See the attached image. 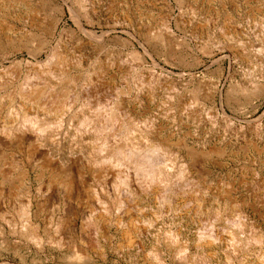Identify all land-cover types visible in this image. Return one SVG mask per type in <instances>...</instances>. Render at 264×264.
<instances>
[{
    "label": "rangeland",
    "instance_id": "1",
    "mask_svg": "<svg viewBox=\"0 0 264 264\" xmlns=\"http://www.w3.org/2000/svg\"><path fill=\"white\" fill-rule=\"evenodd\" d=\"M26 1L29 9L21 4L0 8V125L12 124L15 113L9 112L21 107L31 114L37 110L40 118L58 117L22 100L17 88L47 64L53 51H61L76 79L69 88H75L77 98L71 99L61 128L52 132L54 138L76 141L72 128L84 112V102L119 104L139 117L137 128L154 127L159 137L181 145L177 149L182 159L170 158L174 172L187 159L184 145L195 148L199 155L193 195L202 199L195 203L203 214L190 211L193 204L187 205V197L178 195L175 202L138 197V211L113 210L106 215L90 197L68 194L56 171L41 167L40 159H34L32 169L23 163L19 149L3 148L0 264H180L167 248L173 234L197 260L264 264V241L249 239L248 245L237 246L231 238L237 226L225 223L230 218L247 223L246 238L264 233V0H84L83 11L76 15L69 10L77 8L73 0ZM60 6L65 11L61 15ZM78 21L90 33L80 31ZM151 33L163 35L164 42L152 39ZM19 39L23 42H16ZM143 55L144 61L138 59ZM13 72L17 73L14 80ZM141 77L146 84L139 88L134 84ZM231 85L247 90L226 105L230 119L224 121L221 96ZM170 96L183 104L170 109ZM13 180L21 187L14 193ZM111 185L107 188L114 197ZM28 196L36 212L31 228H38L41 244L25 238L21 224L15 231L8 224L12 209L16 206L18 211ZM220 208L226 210L225 219L214 223L212 213ZM13 216L19 221V215ZM60 221L66 226L59 228ZM207 223L222 233L221 243L203 240L200 233L209 227Z\"/></svg>",
    "mask_w": 264,
    "mask_h": 264
},
{
    "label": "bare ground",
    "instance_id": "2",
    "mask_svg": "<svg viewBox=\"0 0 264 264\" xmlns=\"http://www.w3.org/2000/svg\"><path fill=\"white\" fill-rule=\"evenodd\" d=\"M73 3L77 5V8L74 11L70 7L69 10L71 11V14L76 15L77 11H83L84 0H73ZM16 4H21L22 6H25L29 9V4L27 3L26 0H0L1 9L3 8L5 9L6 6H11V5L16 6ZM59 8H60L59 10L60 15L64 14L65 12L64 7L60 6ZM54 11L57 10L55 9ZM76 24H78V29L80 31L86 34L90 33L85 28L84 24L81 21H78V23ZM0 32L3 31L0 29ZM154 34L151 35L152 39L164 42L165 38L163 37V35H161L160 33L158 34L156 33V35ZM147 35H146L147 39L150 40L151 38H149V36ZM11 39L12 38L9 39V42H11ZM16 42L22 43L23 40L19 39ZM15 45L18 44L15 43ZM36 51H38V48ZM60 52L56 53L53 51V53L49 57V60H47V64L44 67L38 68L37 71H34L32 76L31 75L26 76L25 79H23V81L19 83V87L17 88L19 91L17 93V96H20L22 100L26 102H30L33 105L35 104L39 106L41 105L47 110L48 112L47 115L54 113L55 115H58V117L55 116L56 118H51L52 115L51 116L48 115L45 118L44 117L40 118V116L37 114V110L35 111L36 114H31L30 112H26L24 109L22 110L21 109L22 107L18 108L17 110L12 109L9 112L11 114L12 112L15 113V119L13 122H11L12 124L7 125L6 123H4L3 125H0V149L3 148L19 149L20 153L22 154L21 157L22 159H24L23 163L26 166H31V163L34 162V159L36 158L40 159L41 167L45 169H52V171L53 170L56 171L57 175L60 178V182H61L60 184H63L64 187L69 190L68 194H72L73 192H79L82 193L84 197H90L95 205L97 204L101 206V208H103L106 215L111 214L113 210L115 211L120 210L121 213H123L124 211L125 212L138 211L139 208L137 204L138 200L136 201V198L138 197L144 199L157 200V201L160 200L161 202L165 200H169L167 202H170L176 200V196L178 195H185L187 197V200L185 199L187 205L193 204V206H190V211L193 210L195 211V214L201 216L203 212H201L202 210L200 206L195 202L196 201L199 202V200L202 201V199L200 198L198 199L193 195V192L197 189L196 182H194L195 180L194 172L196 171L198 165V155H199L198 152L195 150V148L189 147L188 145H184V147L187 149V159L181 160V162L179 161L180 165L177 167V170L175 169L176 172H174V167H173L174 165L173 166L171 165L172 162L170 160L172 159L170 158L173 155V158L175 159L178 160L182 159L181 158L182 151L180 149H177V148H181V145L179 146L178 144L177 145L174 144L168 138L166 139L159 137L156 134L154 127L145 125L142 126L143 130L141 128L140 129L137 128L139 127V125L136 124L135 121L139 117H137V115L133 114L132 112L126 109H122L119 106V104L111 105L108 102L102 104L100 100H96V102L92 104L88 103V101L87 103L84 102L83 104L85 105L82 106L84 112H82L81 116L77 118L78 123L76 122V127L72 126L73 127L72 129L74 130L73 132L74 135L72 137L75 136L74 139H76V141L67 143L65 142L66 140L60 141V139L56 140L54 138L55 135L52 132L55 131L57 128H61L63 122L62 116H64V114L67 111H69V108H71L70 106L72 105L73 100L77 98V93L73 92L75 88L74 87L69 88V84L70 83L74 84L76 82V79H74V77L71 76L68 67H66L69 66L68 65L69 61L66 60L67 57L64 56L63 54H60ZM141 57L138 56V59H142L144 61V59L146 58L145 55ZM55 66L57 67L60 66V69L54 70ZM11 74H12L11 79L14 80L17 77V73L13 72ZM2 80L4 79H1V81ZM5 81L6 80H4V82ZM41 83L44 84L43 87H40ZM145 84L146 83L141 77L135 80L134 85L139 88H142ZM215 88L217 89V87ZM88 90L85 91L88 93ZM214 90H213V94H215ZM246 90L247 87L231 85L230 88L227 90L225 96L224 95L221 96L220 103H221V108L223 112L222 116L224 117L223 118L224 121H228L230 119V118L227 119L229 116H227L226 114L227 112L225 109L226 105L232 102V100H234V97L238 93L240 92L244 93ZM14 92L12 94L13 96H14ZM72 92L73 95H71ZM96 92L94 94H97ZM86 95L88 96V94ZM173 96H170L171 107L169 108L174 110L177 109L183 103L182 101H179L180 98L178 99L180 103L175 101L176 97ZM193 97L194 98L197 97L196 91L193 92ZM84 106H86V108H84ZM217 110L219 112V108ZM256 121L258 122V120ZM68 128L70 129L71 126ZM136 131H140V133L135 134L134 132ZM56 132L58 131L56 130ZM31 167L32 169H35V166H31ZM23 173L25 174V172ZM1 174H2V170H0V175ZM16 182L20 184V182H22V179L20 180L18 178ZM16 182H14L13 180L12 183L13 193L17 189L21 188L19 184ZM110 183L112 184L111 186H113V188L111 189L114 190L113 191L114 197L113 195H110L111 192L109 193L110 190L107 188V185ZM16 210L17 209L15 206V209H12L10 213L12 216L13 214L19 215L18 216V218H20L19 221H17L18 219L16 220L14 216L13 217L11 216V219H9L8 221V224L11 227L12 231H15L18 228V225L21 224V229H25L23 230L24 231L23 236L25 238L33 240L36 243L41 244L43 238L39 234L38 228L35 229L31 228L33 224L32 219L36 215V212H34L33 201L30 198V196H28L24 201L19 203L18 211ZM220 210L221 208L212 213V217H213L212 219L214 223H217V221L220 220L222 222V220L225 219L224 213L226 210L223 211ZM113 221L115 220L113 219L112 223ZM62 222L63 221L59 222L58 224L59 228L66 226V225L63 226L64 223ZM124 223L122 224L124 225ZM138 223L140 224V222ZM225 223H228V225L237 226V230L231 231V238L234 240L235 243H237V246L239 245L242 247L244 246V244L248 245L249 239L250 241L255 243L256 242L262 243L264 241V233L262 232H254L252 236L246 238L248 225L247 223L245 224L244 221L243 222L238 220L236 221V219L233 220L232 218H230V219H225ZM95 224L97 225V223ZM105 224L104 226H106ZM209 224L210 223H207L206 225ZM90 229L92 230V227H90ZM101 230L98 231L102 232L103 230L102 231ZM201 231L202 232L200 234L202 235L201 237L203 238V240H207L208 242H212L214 244L222 242L221 241L222 233L220 231H217V229H215L214 226L209 225V227L205 229V231L203 230ZM179 241L177 236L174 234L168 237L167 242H169L168 244L170 245L166 247L168 248V252L172 254L173 259L179 261L180 264H196L197 262L201 264H210L207 258L201 259V257H198L200 258V260H197L196 259L197 257L195 258L196 254L194 256L190 252H187L186 246L179 243ZM58 242L61 243L62 241L61 242L58 241ZM76 255L77 253L75 254V256ZM162 261L160 260L159 262Z\"/></svg>",
    "mask_w": 264,
    "mask_h": 264
}]
</instances>
